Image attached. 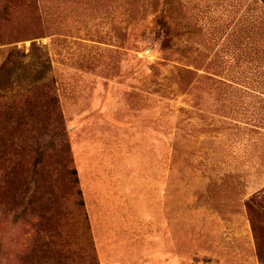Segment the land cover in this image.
Instances as JSON below:
<instances>
[{"label": "rangeland", "instance_id": "rangeland-1", "mask_svg": "<svg viewBox=\"0 0 264 264\" xmlns=\"http://www.w3.org/2000/svg\"><path fill=\"white\" fill-rule=\"evenodd\" d=\"M0 264H264V0H0Z\"/></svg>", "mask_w": 264, "mask_h": 264}, {"label": "trees", "instance_id": "trees-1", "mask_svg": "<svg viewBox=\"0 0 264 264\" xmlns=\"http://www.w3.org/2000/svg\"><path fill=\"white\" fill-rule=\"evenodd\" d=\"M72 173H73V175L75 176V180H74V181H75V184H78L77 173H76V171L73 170ZM78 193H79V195H81V192H80V191H78ZM257 250H258V257L261 258V257H262V252H261V248H260V246H258Z\"/></svg>", "mask_w": 264, "mask_h": 264}]
</instances>
